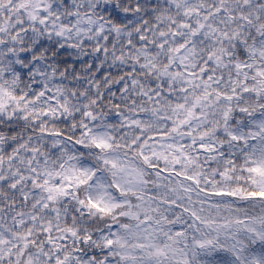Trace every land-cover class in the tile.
Here are the masks:
<instances>
[{"label":"snow or ice","instance_id":"obj_1","mask_svg":"<svg viewBox=\"0 0 264 264\" xmlns=\"http://www.w3.org/2000/svg\"><path fill=\"white\" fill-rule=\"evenodd\" d=\"M0 264H264V0H0Z\"/></svg>","mask_w":264,"mask_h":264}]
</instances>
